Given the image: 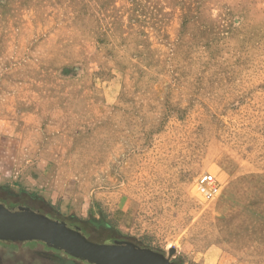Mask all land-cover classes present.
I'll use <instances>...</instances> for the list:
<instances>
[{
    "label": "rangeland",
    "instance_id": "1",
    "mask_svg": "<svg viewBox=\"0 0 264 264\" xmlns=\"http://www.w3.org/2000/svg\"><path fill=\"white\" fill-rule=\"evenodd\" d=\"M0 203L264 264V0H0ZM11 242L1 264H42Z\"/></svg>",
    "mask_w": 264,
    "mask_h": 264
},
{
    "label": "water",
    "instance_id": "2",
    "mask_svg": "<svg viewBox=\"0 0 264 264\" xmlns=\"http://www.w3.org/2000/svg\"><path fill=\"white\" fill-rule=\"evenodd\" d=\"M0 240H39L92 264H176L163 253L131 241L98 243L79 229L43 213L0 203ZM174 252L169 250V255Z\"/></svg>",
    "mask_w": 264,
    "mask_h": 264
},
{
    "label": "flooded vegetation",
    "instance_id": "3",
    "mask_svg": "<svg viewBox=\"0 0 264 264\" xmlns=\"http://www.w3.org/2000/svg\"><path fill=\"white\" fill-rule=\"evenodd\" d=\"M31 241H36L38 243V245L42 246V250H36V253H38V255H40L43 258V261H41L42 259H39L37 262H42V264H44V261H62V254H64L65 256H67L68 258H72L74 260H77L75 257H72L71 255L67 254L66 252H64L63 250L60 249H56L52 246L47 245L46 243L39 241V240H25V241H21V242H31ZM14 242V241H12ZM11 242V243H12ZM47 251H50L49 253H45ZM82 261V260H81ZM2 263V261L0 260V264ZM13 264H17L16 262ZM26 264H33L32 261H28V263Z\"/></svg>",
    "mask_w": 264,
    "mask_h": 264
},
{
    "label": "built area",
    "instance_id": "4",
    "mask_svg": "<svg viewBox=\"0 0 264 264\" xmlns=\"http://www.w3.org/2000/svg\"><path fill=\"white\" fill-rule=\"evenodd\" d=\"M211 178H212L211 175H204V176L202 177V180L205 181V182H210V181H211Z\"/></svg>",
    "mask_w": 264,
    "mask_h": 264
}]
</instances>
